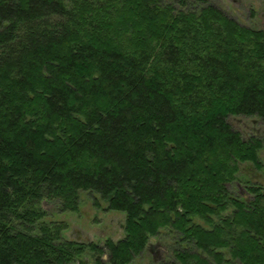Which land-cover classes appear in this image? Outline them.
Here are the masks:
<instances>
[{
	"label": "trees",
	"instance_id": "1",
	"mask_svg": "<svg viewBox=\"0 0 264 264\" xmlns=\"http://www.w3.org/2000/svg\"><path fill=\"white\" fill-rule=\"evenodd\" d=\"M205 2L0 0V264H130L161 229L179 264H264V189H228L264 138L227 122H264V33ZM87 191L125 213L123 239L44 221Z\"/></svg>",
	"mask_w": 264,
	"mask_h": 264
},
{
	"label": "rangeland",
	"instance_id": "2",
	"mask_svg": "<svg viewBox=\"0 0 264 264\" xmlns=\"http://www.w3.org/2000/svg\"><path fill=\"white\" fill-rule=\"evenodd\" d=\"M171 5L173 9H186L184 2L181 7L179 0H160ZM183 1V0H182ZM192 0H190L191 2ZM202 5V4H201ZM212 6L222 13L223 17L235 22L239 27L248 28L252 31H263L264 33V0H206L204 7ZM192 8L191 5L188 6ZM194 9H200L199 4ZM141 16L153 23L155 26L162 24L163 18L155 14L144 12ZM160 15V14H159ZM161 16V15H160ZM138 22V20H136ZM101 43H108L100 40ZM252 81H264V76L260 79L255 78L253 74L250 75ZM206 109H212L207 106ZM227 122L231 125L234 131L239 132L244 140L250 137L264 138V122L256 117L243 116H229ZM258 159L261 163V169L256 170L250 164L240 165L239 182L228 186L233 195L250 199L252 196L247 193V187L253 182L255 185L264 189V148L258 153ZM106 202L103 201L97 194L92 192H81L79 194L78 205L76 210H66L61 207L60 203L43 202V208L46 211L44 221L46 223H60L64 226L62 238L74 242H81L88 244L92 242L103 247V244L110 240L117 242L125 237V213L110 211L106 209ZM231 211V210H230ZM228 211L226 214H229ZM198 224L205 226L202 220L196 219ZM174 233H170L168 229H161L157 237H152L149 240L154 246V249L146 250L130 264H179L173 255V250L188 248L186 244L178 241ZM93 254L84 255L80 260L74 264H96ZM226 259H230L229 255L225 253ZM102 264H108L107 255L103 254L101 257ZM232 264H237L233 262Z\"/></svg>",
	"mask_w": 264,
	"mask_h": 264
},
{
	"label": "water",
	"instance_id": "3",
	"mask_svg": "<svg viewBox=\"0 0 264 264\" xmlns=\"http://www.w3.org/2000/svg\"><path fill=\"white\" fill-rule=\"evenodd\" d=\"M149 249H151V250L154 249V246H153L151 243H149V244L147 245V250H149Z\"/></svg>",
	"mask_w": 264,
	"mask_h": 264
}]
</instances>
